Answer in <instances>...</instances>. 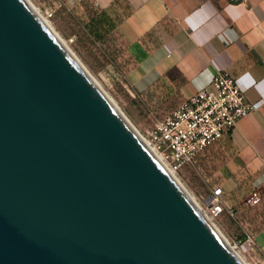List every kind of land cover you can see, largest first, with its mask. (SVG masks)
<instances>
[{
    "label": "water",
    "instance_id": "obj_1",
    "mask_svg": "<svg viewBox=\"0 0 264 264\" xmlns=\"http://www.w3.org/2000/svg\"><path fill=\"white\" fill-rule=\"evenodd\" d=\"M0 264H241L24 0H0Z\"/></svg>",
    "mask_w": 264,
    "mask_h": 264
},
{
    "label": "crops",
    "instance_id": "obj_2",
    "mask_svg": "<svg viewBox=\"0 0 264 264\" xmlns=\"http://www.w3.org/2000/svg\"><path fill=\"white\" fill-rule=\"evenodd\" d=\"M111 24L127 45L140 92L168 88L179 105L227 70L255 110L209 148L220 166L212 186L230 213L261 195L264 209V0H66ZM178 107V106H177ZM264 217V213L260 215ZM264 251V225L253 235Z\"/></svg>",
    "mask_w": 264,
    "mask_h": 264
},
{
    "label": "rangeland",
    "instance_id": "obj_3",
    "mask_svg": "<svg viewBox=\"0 0 264 264\" xmlns=\"http://www.w3.org/2000/svg\"><path fill=\"white\" fill-rule=\"evenodd\" d=\"M44 15L47 9L54 11L49 20L58 34L67 42L81 64L98 81L114 100L131 123L146 137L155 123L171 113L181 102L168 88L157 87L148 92H140L129 77V58L126 42L115 27H104L96 21V15L70 8L66 0H30ZM45 16V15H44ZM213 150L200 154L193 164L177 174L185 188L206 207L207 211L219 199L223 211L210 215L215 224L241 252L248 264H264V251L255 245H245L248 236L264 225L261 195H252L244 208L230 213L220 203L218 191L212 186L211 177L220 166L221 160L213 159ZM222 202V201H221ZM209 213V212H208Z\"/></svg>",
    "mask_w": 264,
    "mask_h": 264
},
{
    "label": "built area",
    "instance_id": "obj_4",
    "mask_svg": "<svg viewBox=\"0 0 264 264\" xmlns=\"http://www.w3.org/2000/svg\"><path fill=\"white\" fill-rule=\"evenodd\" d=\"M44 15L51 20L54 11L47 9ZM254 110L236 78L227 70H221L209 87L158 120L146 137L178 173L193 164L200 154L220 143ZM216 201L208 210L211 216L223 211L218 198ZM244 244L251 247L255 244L254 239L248 236Z\"/></svg>",
    "mask_w": 264,
    "mask_h": 264
},
{
    "label": "bare ground",
    "instance_id": "obj_5",
    "mask_svg": "<svg viewBox=\"0 0 264 264\" xmlns=\"http://www.w3.org/2000/svg\"><path fill=\"white\" fill-rule=\"evenodd\" d=\"M25 3L30 7V9L35 13V15L39 18V20L44 24V26L53 34V36L58 40V42L61 44V46L67 51L69 56L72 58V60L78 65V67L81 69V71L85 74V76L90 80V82L93 84V86L99 91V93L102 95V97L107 101V103L117 112L119 113L125 121L131 126V128L134 130L140 141L146 146V148L151 152V154L154 156V158L159 162V164L164 168V170L167 172V174L174 180L176 185L182 190V192L186 195V197L189 199V201L197 208V210L202 214L203 218L208 222V224L214 229V231L217 233V235L223 240V242L226 244L228 249L232 252V254L237 258V260L241 264H248L245 260L244 256L241 254L239 250L236 249L233 244L229 241V239L223 234L221 229L215 224L213 218L208 213L206 207L201 205V203L193 196L191 192H189L185 186L182 184L180 179L178 178L176 172L170 167V165L164 160L163 156L157 152L155 147L148 141V138L145 137L132 123L131 121L123 114V112L119 109V107L116 105L114 100L105 92V90L101 87V85L98 83V81L90 74V72L81 64V62L78 60L72 49L69 47L67 42L58 34V32L55 30L52 23L47 19L41 11L35 7L30 0H24Z\"/></svg>",
    "mask_w": 264,
    "mask_h": 264
}]
</instances>
